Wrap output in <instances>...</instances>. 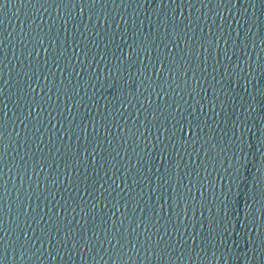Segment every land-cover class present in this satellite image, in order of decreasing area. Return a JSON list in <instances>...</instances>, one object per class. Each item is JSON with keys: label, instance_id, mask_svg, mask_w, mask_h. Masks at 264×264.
<instances>
[{"label": "water", "instance_id": "1", "mask_svg": "<svg viewBox=\"0 0 264 264\" xmlns=\"http://www.w3.org/2000/svg\"><path fill=\"white\" fill-rule=\"evenodd\" d=\"M0 264H264L261 0H0Z\"/></svg>", "mask_w": 264, "mask_h": 264}, {"label": "snow or ice", "instance_id": "2", "mask_svg": "<svg viewBox=\"0 0 264 264\" xmlns=\"http://www.w3.org/2000/svg\"><path fill=\"white\" fill-rule=\"evenodd\" d=\"M253 2H254V0H253ZM261 3L264 4V0H261Z\"/></svg>", "mask_w": 264, "mask_h": 264}]
</instances>
